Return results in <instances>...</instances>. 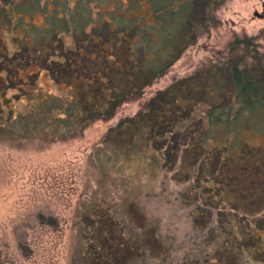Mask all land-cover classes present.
I'll use <instances>...</instances> for the list:
<instances>
[{
	"label": "rangeland",
	"instance_id": "rangeland-1",
	"mask_svg": "<svg viewBox=\"0 0 264 264\" xmlns=\"http://www.w3.org/2000/svg\"><path fill=\"white\" fill-rule=\"evenodd\" d=\"M8 1L0 0V73L4 77L8 74L10 58L4 56L6 53L11 59L15 58L14 67H20L19 74L28 82L24 91L17 87L20 80L16 78L7 84L0 80V85L7 89L11 107L17 110L50 94H71L69 86L56 83L51 74L40 67L41 62H36L48 56V51H37L46 44L43 29H47L54 18L66 19L69 11L80 8L83 13L89 7L94 15L120 12L128 17L136 15L142 24L151 25L154 21L148 0H39L36 5L27 3L28 0ZM177 1L180 4L183 0ZM263 1L225 0L211 12H198L196 20L204 17V23L199 22L201 32L168 70L147 86L141 96L124 102L112 117L93 121L79 135L55 141L41 134L20 140L0 136V244L7 241L11 253L5 263L129 264L126 257L133 259V254L128 247L142 241L139 252L134 253V258L141 256L135 264H184L185 256L191 252L203 264L206 252L224 246L226 235L223 227L218 228L220 218L222 221L230 219L228 226L236 231L244 227L245 233H253L258 241L255 246L263 252L258 255L264 259L263 113L252 119L254 122L249 121L250 127L243 128L240 141L231 135V141L245 145L246 156L236 164L248 165L251 174L243 179L223 172L219 174L221 183H242L251 187L252 192L241 197L238 191L235 194L211 188L208 194L212 206L202 205L205 187L214 186L201 175V165L209 161L199 159L194 168H187L190 175H186L184 167L178 169L179 164L175 163L178 158L175 159L174 154H168L163 161L152 144L125 150L118 141L105 139L111 127L137 113L159 90L188 76L200 81V72L203 74L215 63L219 65L221 55L234 52L230 47L237 36L260 33L258 42L264 45ZM63 26L59 25L63 44L74 46L73 34ZM1 99L7 109L6 100ZM210 104L207 96L201 97L197 113L202 115ZM206 124L205 118L200 123L203 133ZM217 141L219 138L211 140L209 147ZM248 144L259 150L248 152ZM237 145L228 152L229 160L240 157L243 148L238 149ZM203 149L210 152L207 146ZM153 154L160 163H154ZM199 177L201 180L197 182ZM209 208V225L206 226L208 222L195 224L194 212L206 214ZM37 212L54 216L58 225L30 229L31 255L16 254L13 226L22 220H32ZM206 215L198 217L208 219L210 214ZM257 222L262 223V228ZM212 228L213 236L209 233ZM251 243L246 237L247 255L251 254L247 251ZM249 257L252 256L242 259L244 264H262L248 261Z\"/></svg>",
	"mask_w": 264,
	"mask_h": 264
},
{
	"label": "trees",
	"instance_id": "trees-1",
	"mask_svg": "<svg viewBox=\"0 0 264 264\" xmlns=\"http://www.w3.org/2000/svg\"><path fill=\"white\" fill-rule=\"evenodd\" d=\"M148 1L153 10L154 21L151 25L142 24L136 15L128 17L120 12H112L109 16L104 12L94 15L89 7L83 13L80 8L68 10V18L62 19L64 23L54 18L49 27L43 29L47 35L44 39L46 44L40 49L36 48L37 52L48 51V56L36 62H41L40 67L45 68L56 83L69 86L71 94H50L17 110L11 107L7 89L0 85V136L20 140L41 134L50 141L69 139L79 135L93 121L112 117L124 102L141 96L144 89L163 75L194 43L201 32L199 25L204 23V17L201 20L195 19L197 13L207 10L211 12L225 0H183L180 4L177 0ZM27 3L36 5L39 0H28ZM60 24L73 34L74 46L63 44L59 36ZM260 36V33L237 36L230 47L235 53L221 55L219 65L215 63L205 71L202 70L203 74L200 72L198 78L200 81L188 76L159 90L137 113L122 118L116 126L111 127L105 139L118 141L125 150L129 147L136 150L152 144L163 161L168 154H174V158H178L175 162L179 164L178 169L184 167L186 175H190L187 168H194L199 159L209 161L201 165V175L214 186L205 187L204 191H207L202 193L203 206L213 205L211 195L208 194L211 188L217 189V192L230 190L236 194L238 191L241 197L247 196L248 192H252L251 187L242 183H221L219 174L223 172L240 179L247 177L249 172L251 174L248 165L236 164L246 156L245 145L231 141V135L240 141L242 131L254 122L252 119L260 113L264 115V45L258 42ZM3 54L10 58V65L6 77L0 73V80L7 84L12 78L19 79L17 87L26 90L24 85L28 81L19 74L20 67H14L15 58ZM204 96H207L211 104L199 115L196 108ZM1 97L6 100L7 109ZM205 118L207 126L203 133L200 123ZM216 138L219 141L209 147L211 140ZM235 145L238 149L243 148L242 153L236 159L230 158V161L228 152ZM206 146L210 152L203 149ZM247 150L257 151L259 148L248 144ZM181 152L185 154L180 155ZM156 158L157 155L153 154L154 163H160ZM197 179L198 182L201 177ZM191 194L195 192L191 191ZM260 207L257 206L258 209ZM253 211L250 212L254 214ZM207 213L210 214L208 219H199ZM202 214V211L197 215L194 212L195 224L208 222V226L210 208L206 214ZM229 220L222 221L220 218L218 222V228L223 227V234L226 235L222 243L224 246L214 252H206L203 264H244L242 259L246 256H252L248 261L264 264V259L258 255L263 252L255 246L258 241L253 233L246 232L249 234L246 236L244 227L234 230L228 226L231 223ZM258 224L262 228V223ZM57 225L54 216L42 212H37L32 220L16 222L13 226L16 254L25 257L31 255L30 229ZM211 231L213 228L209 229V233ZM246 237L252 240L251 246L247 245L250 255H247L244 248ZM140 244L142 241L128 247L133 254V259L126 257L129 264H135L141 258L140 255L134 258L135 251L142 247ZM8 247L7 241L0 244V264H7L4 261L10 260ZM253 248L257 249L254 251ZM194 255L188 253L183 260L184 264H201L200 259Z\"/></svg>",
	"mask_w": 264,
	"mask_h": 264
},
{
	"label": "flooded vegetation",
	"instance_id": "flooded-vegetation-1",
	"mask_svg": "<svg viewBox=\"0 0 264 264\" xmlns=\"http://www.w3.org/2000/svg\"><path fill=\"white\" fill-rule=\"evenodd\" d=\"M263 9H264V1H263ZM263 14H264V13H263ZM263 14H262V15H263Z\"/></svg>",
	"mask_w": 264,
	"mask_h": 264
}]
</instances>
